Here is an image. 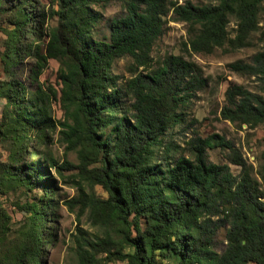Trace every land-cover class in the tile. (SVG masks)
Returning <instances> with one entry per match:
<instances>
[{
  "label": "trees",
  "instance_id": "16d2710c",
  "mask_svg": "<svg viewBox=\"0 0 264 264\" xmlns=\"http://www.w3.org/2000/svg\"><path fill=\"white\" fill-rule=\"evenodd\" d=\"M110 1L49 0L44 9L40 0H19L10 27L3 30L0 60L9 79L0 81V97L6 99L0 140L8 141L13 152L0 165V178L40 194L20 207L24 222L19 240L1 249L0 264H40L46 236H54L47 226L57 207L56 179L50 171L62 176V170L72 168L77 169L73 176L78 177V197L90 209V219L104 228L112 224L117 231L116 237L104 232L86 241L90 250L80 253L79 264H100L102 259L126 264H264V152L253 174V166L232 150L228 159L239 166L238 175L229 164L209 160L207 148L224 145L215 134L190 138V154H178L180 146L172 135L176 126L186 128V116L177 108L202 87L200 70L178 54H168L149 68V52L168 20L186 23L185 45L191 52L235 50L247 46L258 29L264 0H117L123 12L111 18L108 33L98 37L94 28L100 16L94 6ZM230 16L236 21L233 37L227 31ZM26 56L32 59V91L15 73ZM123 56L147 72H137L121 86L111 67ZM50 59L59 66L58 89L39 80ZM229 67L256 77L264 90V50L250 62L239 59ZM124 94L130 95L128 105L122 103ZM226 100L225 118L251 128L264 125V96L231 85ZM53 101L64 109L67 118L59 122L60 138L76 151L77 164L26 153L28 141L46 144L48 133L55 130ZM80 181L100 185L105 196L86 193ZM222 227L226 244L217 253L212 245ZM8 229V216L0 206L2 244ZM98 253L105 257L97 258Z\"/></svg>",
  "mask_w": 264,
  "mask_h": 264
},
{
  "label": "rangeland",
  "instance_id": "374dc122",
  "mask_svg": "<svg viewBox=\"0 0 264 264\" xmlns=\"http://www.w3.org/2000/svg\"><path fill=\"white\" fill-rule=\"evenodd\" d=\"M47 9L49 0H40ZM196 4L216 3L217 0H191ZM19 3V0H0V59L3 51V41L5 35L3 30L9 28V20L13 15V8ZM94 10L99 13V21L94 31L100 37L108 33V23L113 17L123 12V5L117 0H111L104 6H94ZM258 29L249 36V44L235 50H225L218 48L212 53H194L188 50L185 45L188 39L187 25L183 21L168 20L164 26L161 36L153 43L149 52V68L156 67L168 54L182 55L185 59L193 61L200 70V77L203 81L202 87L197 91H191V96L185 105L177 108V111L184 112L186 116V128L182 125L175 127L173 133L174 143L180 147L178 154L188 156L190 146L187 140L192 137H208L217 135L222 138L224 145H215L207 148V155L210 161L215 163H227L233 174H239V166L229 162L228 156L232 150L241 153L245 161L253 166L255 174L261 162V156L264 152V125H257L253 128L238 120H230L222 114L227 106L226 90L231 85H239L244 89L258 93L264 96V90L261 87L260 80L254 76H247L230 69L229 64L236 60L250 62L252 55L257 51L264 50V37L260 36V31L264 27V12L259 16ZM236 21L230 16L227 23L228 36L235 34ZM32 59L24 57L15 68V73L28 90L32 91L34 87L28 79V74L32 67ZM57 61L50 59L47 67L42 71L39 80L45 84H52L56 89L59 88ZM0 60V81L8 80L9 76L3 71ZM111 72L118 76V84L123 85L129 78L136 75L137 72L146 73L143 66L137 65V62L130 56H123L115 59L112 63ZM131 102L130 95L124 94L122 103L128 105ZM6 99L0 97V122L5 113ZM52 117L56 120L55 130L48 133L49 141L46 144L42 142L28 141L25 145L26 153H39L43 158L44 154H50L59 163L64 160L72 164H77V153L75 150L66 148L65 142L60 138L59 131L62 126L59 122L67 118L64 109L58 101H53ZM69 122H70V118ZM219 141L218 138L214 139ZM13 152V147L8 141L0 140V165L8 162V155ZM22 149V153H23ZM51 174L55 177V193L53 201H57V207L54 208L55 216L48 219L47 226L49 232L53 231L54 236H46V243L40 249V264H79V255L84 249L90 250L86 241H95L104 236V232H109L112 237H116L117 231L112 224L100 226L90 219V209L82 196L79 185L75 183L78 177L73 176L77 169L62 170V176L51 169ZM256 177L261 181L259 175ZM81 188L86 193H91L96 198H103L104 191L100 185L91 184L88 181H80ZM37 191L24 192L22 188L14 187L3 183L0 178V206L8 216V239L0 243V251L4 248H11L19 240V230L23 226L24 211L20 209L27 201H32ZM72 199L70 205L65 201ZM227 227V225L225 226ZM222 227L214 237L212 248L220 253L225 248L224 230ZM124 251H128L125 248ZM97 258H104V253H98ZM100 264H126L123 260L102 259ZM251 264V263H250Z\"/></svg>",
  "mask_w": 264,
  "mask_h": 264
}]
</instances>
